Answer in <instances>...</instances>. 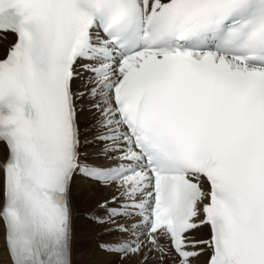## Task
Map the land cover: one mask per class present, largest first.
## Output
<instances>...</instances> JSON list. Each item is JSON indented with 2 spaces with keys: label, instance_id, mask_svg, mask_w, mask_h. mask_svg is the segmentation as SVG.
Segmentation results:
<instances>
[{
  "label": "snow or ice",
  "instance_id": "snow-or-ice-1",
  "mask_svg": "<svg viewBox=\"0 0 264 264\" xmlns=\"http://www.w3.org/2000/svg\"><path fill=\"white\" fill-rule=\"evenodd\" d=\"M9 33L0 264H73L77 177L121 264H264V0H0Z\"/></svg>",
  "mask_w": 264,
  "mask_h": 264
},
{
  "label": "bare ground",
  "instance_id": "bare-ground-1",
  "mask_svg": "<svg viewBox=\"0 0 264 264\" xmlns=\"http://www.w3.org/2000/svg\"><path fill=\"white\" fill-rule=\"evenodd\" d=\"M14 39V34L9 33L6 40H0V49L6 48V46ZM76 85L80 82L76 81ZM78 87H82V84ZM91 116L85 111L81 114L80 122L82 130L90 124ZM92 133L87 134V138L91 139ZM90 151H98V147H87ZM114 193L108 189L93 185L90 181H87L81 177H77L73 183L72 189V204L74 208V239H73V264H110L109 258L113 257L106 255L102 250L98 248V241L100 239L108 238L115 232L105 231V228L111 227V225H96L92 223L84 215V211L101 210L99 208L100 203L110 198ZM83 211V212H81ZM76 237L78 240L76 241ZM97 245H96V244ZM87 249H93L88 251ZM4 264H6V257L3 258ZM111 261V260H110ZM163 260L158 259V253H151L148 255L147 261H140V264H160ZM114 262V261H113ZM164 263L168 264L167 260Z\"/></svg>",
  "mask_w": 264,
  "mask_h": 264
},
{
  "label": "rangeland",
  "instance_id": "rangeland-1",
  "mask_svg": "<svg viewBox=\"0 0 264 264\" xmlns=\"http://www.w3.org/2000/svg\"><path fill=\"white\" fill-rule=\"evenodd\" d=\"M87 219H88V218H87ZM77 240H78V237H76V241H77ZM93 248L101 250V248H99V246H98V248H96V246H95V247L93 246ZM87 250H88V251H91V250H93V249H87ZM108 258L111 260V261L109 260V263H110V264H121V262L117 261V259H116L115 257H112V258H111V257H107V259H108ZM113 261H114V262H113Z\"/></svg>",
  "mask_w": 264,
  "mask_h": 264
}]
</instances>
